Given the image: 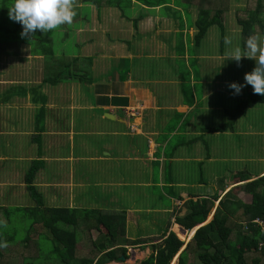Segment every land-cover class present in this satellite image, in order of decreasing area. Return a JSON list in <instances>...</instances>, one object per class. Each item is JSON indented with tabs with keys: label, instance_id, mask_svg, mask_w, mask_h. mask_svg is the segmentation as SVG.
Listing matches in <instances>:
<instances>
[{
	"label": "crops",
	"instance_id": "obj_1",
	"mask_svg": "<svg viewBox=\"0 0 264 264\" xmlns=\"http://www.w3.org/2000/svg\"><path fill=\"white\" fill-rule=\"evenodd\" d=\"M182 4L181 0L178 3L175 0H123L122 9H119L104 3L96 7L88 1L74 0L75 19L71 24L58 26V47L54 49V58L66 55L70 60L77 59L72 61V74L77 70L83 73L80 65H87L89 73L84 83L82 78L72 75L55 83L46 81L45 57L31 54L26 45V55L34 59L35 64L25 72L28 77L14 80L9 85L7 92L15 94L8 101L2 100L6 92L0 96L2 103L11 100L28 102L27 107L20 108L22 113H12L7 116V123L1 122L8 129L5 132L14 140L9 147L17 153L18 141L30 139L29 146L36 151L29 161H42L34 184L43 198V189L46 188L49 197L61 199L67 194L71 199L87 200L83 202L84 207L45 203L47 207L89 208L87 205L91 204L90 209L122 211L118 199L108 208L97 206L91 200V193L98 192L96 187L99 185L108 186V192L113 187L102 179L98 181L110 173L100 165L109 163L115 166L119 161L126 162L124 166L132 165L131 169L137 175L140 171L143 179L145 174H152L157 177L156 183L171 187L165 194L178 209V203L182 206L187 199L205 198L214 193L222 196L231 189L235 190L238 199L246 203L251 201V198L246 201L239 193L244 191L241 189L244 184L264 174V169L257 173L253 169L247 171V168H256L264 159V155H259V152L264 154V124L260 122L261 115L264 116V104L249 107L244 114H233L234 102L239 105L246 100L252 87L245 86L239 95H234L228 85L231 82L244 83L242 72L252 71L255 60L242 57L237 63L227 59L223 52L217 53L216 48L207 51L204 42L206 36L214 41L213 26L195 45L197 10L190 6L184 8ZM222 24L225 28L223 21ZM231 32L233 36L241 34L240 26ZM223 39L221 48L225 45ZM59 46L64 49L58 51ZM235 71H241V75ZM33 98L38 100L35 102ZM38 105L41 112L47 108L42 117L33 113ZM12 117L25 122V127L12 122ZM224 125L226 128L220 129ZM94 135L106 136V141L91 142ZM64 139L71 147L68 155L61 152L67 145ZM123 143L129 153L123 150ZM79 147L82 153L76 154L75 149ZM116 150L118 154H115ZM103 151L104 155L101 154ZM1 157L8 158L3 154ZM78 164L88 165V183L75 178ZM219 165L224 171L227 166L231 170L219 171ZM154 166L158 168L157 174ZM18 169L17 165L9 176H18ZM27 169L28 166L21 169L23 181ZM40 172L50 175L46 178L47 187L37 184ZM192 172L194 176L188 185L186 176ZM239 172L247 174L248 179L237 181L234 176ZM227 174L230 176L225 177ZM64 180L68 182L62 184ZM164 182L167 185H163ZM87 184L94 185L95 189L88 190L84 187ZM62 185L65 187L63 191L60 189ZM174 186L180 189L175 191ZM75 188H81L78 196L74 195ZM176 192L182 199L176 198ZM109 194V199L117 198ZM218 202L215 201L203 224L212 219ZM183 208L179 215L185 213ZM133 210H124L126 228ZM175 225L178 224L171 216L164 231H172ZM178 226L183 234L192 230ZM96 235L92 232L93 238L99 237L98 233ZM140 237L146 238H137ZM144 245L140 247L144 249Z\"/></svg>",
	"mask_w": 264,
	"mask_h": 264
},
{
	"label": "trees",
	"instance_id": "obj_2",
	"mask_svg": "<svg viewBox=\"0 0 264 264\" xmlns=\"http://www.w3.org/2000/svg\"><path fill=\"white\" fill-rule=\"evenodd\" d=\"M81 1L91 2L96 7L104 3L119 9H122L123 3V0ZM254 1V5L243 15L241 10L236 12L235 20L240 26L243 43L250 36L264 35V0ZM12 2L0 0V47L4 49L8 44L18 47L27 45L31 54L43 55L46 81L55 83L71 75L80 78L81 74L87 77L89 69L84 63L80 65L83 73L77 70L72 74L71 65L77 59L70 60L66 55L54 58L57 38L40 32L22 37V25L9 18ZM182 2L184 8H189V5L198 8L194 22L195 45L201 42L210 27L218 25L223 30V17L230 8L231 0ZM6 53L19 54L17 50ZM13 94V91L6 92L2 100L8 101ZM34 100L36 102L38 99ZM259 104H264V95L254 94L251 88L246 100L237 105L232 113L244 114L249 107ZM223 128L226 125L220 129ZM41 167V160H32L24 175L26 190L34 201L33 206L7 209L0 206V264H108L120 255L127 258L125 245L142 246L148 242L141 237L125 238L127 215L124 210L47 207L42 193L33 185ZM234 177L237 181L248 179L244 172ZM245 190L251 195L249 203L238 199L235 190L231 189L222 196L214 193L205 198L185 200L182 206L186 211L183 215H179L180 208L174 207L171 215L175 223L186 230L199 227L194 234L191 230L192 237L184 248V241L166 229L155 236V240H160L159 244H152V252L139 264H171L175 256L176 264H264V227L252 222L259 218L264 224V174L247 183ZM174 195L182 199L177 192ZM217 200L218 206L212 219L203 224ZM12 213H20L30 221L19 240L7 230L15 225L12 224ZM93 231L98 233L97 239L93 238ZM33 234L38 236L35 240L31 238ZM46 239L50 240L49 246L41 242Z\"/></svg>",
	"mask_w": 264,
	"mask_h": 264
},
{
	"label": "rangeland",
	"instance_id": "obj_3",
	"mask_svg": "<svg viewBox=\"0 0 264 264\" xmlns=\"http://www.w3.org/2000/svg\"><path fill=\"white\" fill-rule=\"evenodd\" d=\"M178 1L179 0H175L176 3H178ZM254 2H255L254 0H231L230 8L227 10L226 14L223 17L225 28H223L222 30L218 25H215L211 29V30H214V34H213L214 41H210L209 36H206L205 38L204 45L207 51L212 52L213 48H216L217 53H220L221 51L226 56H228L230 51L236 48H239L241 51L243 49L244 51V47H243L244 45H241V40H242L241 38H243L242 35L236 34V36H233V33L231 31L233 30V28H234V31L239 29V25L236 23V20H235L236 12L241 10V15H243V12L245 13L247 10H249L254 5ZM189 6L190 8H194L196 10L198 9L197 7L193 5H189ZM73 29H74L73 31H76L75 28ZM55 30L56 29L52 30L51 32H48V34H50L53 39H56L59 36L58 30L57 31ZM85 32L89 33V30H85ZM222 38H224L223 39L224 42L226 38L230 39L231 44L225 43V45L222 46L221 48L220 45H221ZM242 43H243V40H242ZM9 45L10 44H8L7 47H4V49L0 47V96H2V94L8 91L7 88L9 87L10 84H13L14 80H21V79H25L26 77H28V74H26L25 72H27L30 65L32 66L35 64V63L33 64L35 60L32 59L31 57H27L26 55L25 51L27 50L29 46L27 47L26 45H20V47H18L17 45H14V44H11L10 46ZM61 49H64V46H59L58 51H60ZM11 50L13 51L17 50L19 54L10 55L9 53H6ZM230 60L235 62V60H232V59ZM41 62H43V59ZM248 72H251V71L242 72V76L244 77L245 73H248ZM234 73L241 75V71L240 72L235 71ZM79 77L83 79V83L87 81L86 79L87 77H85V74H81V76ZM235 80L237 81V79ZM1 103L2 102H0V154H3L4 156L6 155L8 158H2V157L0 158V206L1 207L11 206L13 208L32 206L34 205V201L28 195V192L26 190V184L24 183L23 180H21L22 178L20 175H22L21 169L23 170L25 166H28V167L30 166L32 161H29V160L31 158H34L33 156H35L36 149L30 147L29 146L30 139L25 138V140L23 141H20V140L18 141L19 142L18 144L20 147L17 150L18 152L16 153L15 150L9 147L12 144V142H14V140H12V137H11L12 135H9L8 133H6L5 130L8 131V129L4 128L3 124H1V122L7 123L8 121L7 116L9 117L10 114L12 113L16 114L15 112H21L23 109L21 110L20 108L27 107L28 102L27 100H11V102H6L2 104ZM237 105L238 103L234 102L235 108L237 107ZM252 107H255V105ZM46 111H47V108L44 107L41 112V107L38 105L37 109L34 110L33 113L34 115L36 114L38 117H42V114L46 113ZM13 119L14 117H12V122H15V124L17 125L21 124L23 127H25V122H22L20 120H13ZM261 119L262 120H260V122L264 124V116L261 115ZM36 120L37 119L35 117V121ZM13 136L15 135L13 134ZM91 138H92L91 142H94V143H99L100 141L101 142L106 141V136L94 135ZM76 141H77V138H76ZM64 142L65 144H67L66 139H64ZM135 146L137 145L135 144ZM86 148H89V147L86 146ZM122 148L123 150L126 151V153H129L127 151L128 147L124 145V143L122 145ZM81 150L82 148L80 147L78 149H75L76 154H78L79 151L80 153H82ZM70 151H71V147L68 144L64 146L61 150L63 155H68ZM140 153H142V150ZM101 154L104 155V151L101 152ZM115 154H118L117 150ZM259 155H264V154L259 152ZM111 156L113 157V154H111ZM118 163L119 164H116L115 166L109 163L100 165L101 168L104 167L105 169L109 170L110 173H108L107 175L101 176V178H98V181L101 182L100 179H102V182L111 184L113 187H112L111 192H108L107 190L108 186L103 187V185L101 186L99 185L98 187H96L98 192L94 191L93 193H91V196L93 197V199L91 200L97 206L108 208L111 206L112 202L116 203L115 200L118 199V204L119 202H121L123 210H126L128 208L134 209L133 215L129 216L131 217V220L129 219L128 221L126 232H125V238L127 237L137 238L139 236H145L146 241L148 242L144 245L145 247L144 249H142V247L137 246V245L136 246L125 245V247L127 246L126 247L127 248V252H126L127 258L125 257L126 259L124 261H113L108 264H139L143 259H145L152 252L153 250L151 247L152 244H159L160 240H155L154 239L155 235L161 234L164 231L165 227L168 225V221L169 220L171 221L172 215L170 211L174 207H173L172 201H170L168 194H165V192L168 191L169 188L162 187L160 184L156 183L157 177L155 175L152 176V174H145L144 175L145 178L143 179V176H140V171L138 172V175H137L135 174V171L131 169L132 165L129 167L124 166L126 162H123V161L122 162L119 161ZM114 164H115V161H114ZM250 164L252 165V163H249V165ZM17 165L20 168L18 169V176H16L17 174H11V175H15V177L14 176L10 177L9 172L13 171L14 168L17 167ZM108 165H112V166L107 167ZM219 167L221 166L219 165L218 168ZM67 168L68 167H66V169ZM224 168H226L227 170L224 171L222 168H219V171H223L224 173H226L228 170H231V167L229 166L224 167ZM157 169H158L157 166H154L155 174H157ZM192 169L195 171L196 167H192ZM252 169L254 173H257L263 170L264 169V159L257 163L256 168H252V167L247 168V171H250ZM88 175H89L88 165L84 166L81 164V166H79L78 164V166H76L75 178H78L81 181L88 183L87 181ZM193 176H194L193 172L189 173L186 176L188 185L191 184L188 181H191L193 179ZM229 176L230 175L227 174V176L225 177H229ZM47 177H50V175L46 176L44 172H40L37 175V178H38L37 184H39L41 187H47L45 186L47 182L46 180ZM67 177L70 180L69 176ZM34 181L37 182L35 179ZM34 181H33V185L35 186L36 184H34ZM67 182L64 180L62 184H65ZM139 182L141 184H139ZM146 182L149 184L143 185ZM163 185H167V182H164ZM16 187H18L17 191H16ZM84 187L88 188V190L95 189L94 185H90V184H87ZM36 189L38 190L37 187ZM60 189L63 191L65 187L62 185L60 186ZM179 189L180 187L177 188L175 186L173 188V190L175 191ZM241 189H244V191L239 194L241 195L243 199H245L246 201H249L250 200L249 198H251V196L248 194L247 190H245V184L241 187ZM241 189H239V191ZM80 190L81 188L80 189L75 188L74 195H77V194L79 195ZM43 193L45 195L44 198H46L45 199L46 205L56 206V205H61V204H67L68 206H79V207L86 206V204L83 203L87 201L85 199H84L85 201L81 202V200L78 201L76 198L71 199L70 196H68L67 194L63 195V198L61 199H58V198L56 199L53 196L49 197L50 195L48 194L46 188L43 189ZM54 193H56V191H54ZM108 193H110L109 194L110 196L111 194H113L114 197L117 196V198L109 199ZM81 197H87V196L82 195ZM178 204L179 205L177 206H179L180 209H182L183 207L181 206V203H178ZM87 206L89 208L93 207L91 204H88ZM153 209H158V210H153ZM161 209H167L170 211L169 212L162 211ZM11 216H12L11 218L12 224L15 223V225H13L12 228H9L7 230L11 234L14 233L15 239L19 240L20 239L19 237L23 236V233H24L23 231L27 228L30 221L24 218L20 213H12ZM172 232H174L179 239L184 241L185 244L183 248L189 242L190 240L189 238L192 237L191 231H189L188 233H184V234L181 233L178 225L174 226V228L172 229ZM93 233L97 237L96 235L97 232L93 231ZM36 237H38L37 234L36 235L33 234L31 236L33 240H35ZM41 242L44 243V246L50 245V240L48 239L41 240ZM18 246H20V244ZM176 261H177V256L174 257L171 264H176Z\"/></svg>",
	"mask_w": 264,
	"mask_h": 264
},
{
	"label": "clouds",
	"instance_id": "obj_4",
	"mask_svg": "<svg viewBox=\"0 0 264 264\" xmlns=\"http://www.w3.org/2000/svg\"><path fill=\"white\" fill-rule=\"evenodd\" d=\"M75 15L73 0H13L9 7V18L22 25V37L71 24ZM225 43L231 44V40L226 38ZM242 57L255 60V67L245 73L244 83L231 82L228 87L234 95H239L243 87L250 85L254 94L264 95V35L250 36L243 52L236 48L226 58L239 63Z\"/></svg>",
	"mask_w": 264,
	"mask_h": 264
},
{
	"label": "water",
	"instance_id": "obj_5",
	"mask_svg": "<svg viewBox=\"0 0 264 264\" xmlns=\"http://www.w3.org/2000/svg\"><path fill=\"white\" fill-rule=\"evenodd\" d=\"M213 215V214H212ZM207 223V222H206ZM198 228V227H197ZM197 228H195V229H192L193 230V234H194V232H195V230L197 229ZM182 231H184V229L182 228L181 229ZM126 258L123 256V255H121V256H119V257H117L116 259H115V261H124Z\"/></svg>",
	"mask_w": 264,
	"mask_h": 264
},
{
	"label": "built area",
	"instance_id": "obj_6",
	"mask_svg": "<svg viewBox=\"0 0 264 264\" xmlns=\"http://www.w3.org/2000/svg\"><path fill=\"white\" fill-rule=\"evenodd\" d=\"M252 222L257 223L262 228L264 227L263 221L261 219H259V218L254 219Z\"/></svg>",
	"mask_w": 264,
	"mask_h": 264
}]
</instances>
